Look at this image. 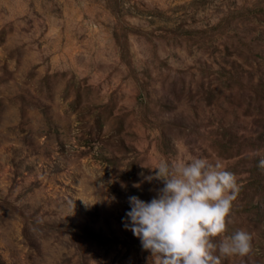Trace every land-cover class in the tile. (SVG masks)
<instances>
[{
    "label": "rangeland",
    "instance_id": "obj_1",
    "mask_svg": "<svg viewBox=\"0 0 264 264\" xmlns=\"http://www.w3.org/2000/svg\"><path fill=\"white\" fill-rule=\"evenodd\" d=\"M193 156L264 264V0H0V264H153L128 197Z\"/></svg>",
    "mask_w": 264,
    "mask_h": 264
},
{
    "label": "clouds",
    "instance_id": "obj_2",
    "mask_svg": "<svg viewBox=\"0 0 264 264\" xmlns=\"http://www.w3.org/2000/svg\"><path fill=\"white\" fill-rule=\"evenodd\" d=\"M259 166L264 168V160ZM148 169L152 174L144 180L163 186L150 201L128 197L124 227L151 252L153 264H221V257L251 253L253 237L247 230L224 235L239 192L234 173L197 156L171 163L161 160ZM217 236L218 243L213 240Z\"/></svg>",
    "mask_w": 264,
    "mask_h": 264
}]
</instances>
